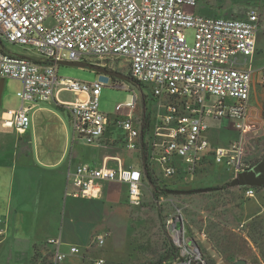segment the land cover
Segmentation results:
<instances>
[{"label":"built area","instance_id":"obj_1","mask_svg":"<svg viewBox=\"0 0 264 264\" xmlns=\"http://www.w3.org/2000/svg\"><path fill=\"white\" fill-rule=\"evenodd\" d=\"M197 5V0H0V40L38 54L16 55L0 44V78L22 84L17 93L21 106L2 113V126L24 133L34 106L54 101L69 112L75 140L140 154L141 167L125 166L110 154L109 159L120 161L119 167L81 163L70 168L69 195L74 197L100 199L104 184L118 183L127 187L130 205L138 207L148 172L159 182L176 179L188 185L213 165L235 178L252 166L251 96L257 79L264 86V66L254 67L264 12L251 6L241 19L206 17L195 13ZM188 30L195 32L193 44ZM119 60L125 61L139 91L117 106L115 115L101 112L99 97L105 87H122L116 84L119 79L111 77L116 80L112 84L101 73L94 82L58 76L62 62L110 70L106 64ZM143 88L153 96L142 93L146 103L140 122L135 112ZM62 92L75 100L61 99ZM154 100L157 105L149 108ZM223 120L231 122L238 136L218 146L211 128ZM255 190L246 187V196L255 197ZM181 222L173 237L180 252L174 264H208ZM105 242L104 235L96 236L82 251L52 238L49 248L36 252L32 264H62ZM90 262L106 264L103 258Z\"/></svg>","mask_w":264,"mask_h":264},{"label":"crops","instance_id":"obj_2","mask_svg":"<svg viewBox=\"0 0 264 264\" xmlns=\"http://www.w3.org/2000/svg\"><path fill=\"white\" fill-rule=\"evenodd\" d=\"M257 59L254 67L259 69L264 64L258 66ZM229 131L226 142L238 136L234 128ZM110 154L125 166L142 165L138 152L107 150L75 140L69 112L54 101L34 106L24 133L1 123L0 229L4 235L0 236V264H32L36 252L45 251L52 238L84 251L99 235L106 237L103 247L69 257L62 264H91V258L122 262L133 237L135 208L129 203L127 187L104 184L100 199L69 195V169L81 163L119 167L120 161L109 159Z\"/></svg>","mask_w":264,"mask_h":264},{"label":"rangeland","instance_id":"obj_3","mask_svg":"<svg viewBox=\"0 0 264 264\" xmlns=\"http://www.w3.org/2000/svg\"><path fill=\"white\" fill-rule=\"evenodd\" d=\"M197 2L195 13L206 17L241 19L246 16L251 6H257L264 12V0H197ZM51 24V21L47 23ZM186 35L189 43L193 44L195 32L188 30ZM261 39L257 55L258 66L264 64L263 35ZM1 42L8 52L38 58V54L31 49L10 44L2 38ZM106 66L110 70L117 69L122 74L129 75L124 60L109 62ZM58 76L94 82L100 73L88 67L61 64ZM105 78L110 79L112 84L116 81L109 76ZM1 81L0 78V86ZM116 84H121L122 87H105L99 97L100 110L104 114L115 115L116 107L125 104L136 90L139 91V87L131 80H117ZM21 87L19 81L4 80L0 97V117L4 111L20 108L21 102L17 93ZM140 93L152 99L153 95L149 88H143ZM144 95L141 96L135 112V118L140 122L146 103ZM60 98L65 101L75 100L73 94L66 92H62ZM156 105V100L151 101L149 108ZM251 119L255 130L249 139L248 150L249 161L253 166L264 157V87L259 80H256L251 96ZM212 127L217 129L216 131L212 129L211 134L214 136L213 142L218 146L229 144L233 140L226 142L225 134L230 132L229 128L233 129L230 121H216ZM231 180L228 173L217 170L213 165H207L198 172L191 184L184 185L175 179L168 182L158 181V185L160 189L192 190L216 188L230 183ZM255 191L256 195L253 198L246 196L245 188L232 187L193 195L159 193V197H156L152 185L145 182L141 205L132 210L133 237L130 246L126 248L124 260L120 263L106 264H147L165 255L168 250L165 229L166 226L168 228L169 222L177 217L182 218L187 228L191 230L198 250L208 264H232L241 258L246 259L248 264H264V187L256 188Z\"/></svg>","mask_w":264,"mask_h":264},{"label":"water","instance_id":"obj_4","mask_svg":"<svg viewBox=\"0 0 264 264\" xmlns=\"http://www.w3.org/2000/svg\"><path fill=\"white\" fill-rule=\"evenodd\" d=\"M0 40V44H1ZM63 65L69 66H79V67H88L98 71L101 74L119 79V80H129L130 78L122 74L120 72L114 70H107L102 66L97 64H90V63H82V62H62ZM4 87V79L1 81L0 86V97L2 95V90ZM230 187L232 188H246V187H255V188H262L264 187V157L255 165L248 168L245 171H242L237 174L235 178L230 181ZM216 188H199V189H192V190H173L169 189L168 193L172 195H193V194H202L215 191ZM174 224H170L168 226L169 233L172 237L176 236L177 231L181 230L182 222L181 218L177 217L173 219ZM232 264H248L246 259H238L234 261Z\"/></svg>","mask_w":264,"mask_h":264},{"label":"trees","instance_id":"obj_5","mask_svg":"<svg viewBox=\"0 0 264 264\" xmlns=\"http://www.w3.org/2000/svg\"><path fill=\"white\" fill-rule=\"evenodd\" d=\"M130 80V79H129ZM264 87V86H263ZM148 181L154 188V196L159 197V193H168V189H160L161 187L158 185V180L154 179L151 174L148 172ZM230 187V183H225L223 186L216 187L215 190H224L225 188ZM165 236H166V241H167V248L168 250L166 251L165 255L159 256L158 259L156 260H151L147 264H173L175 263L178 258H179V247L175 244V241L171 236L169 235V230L166 226L165 229Z\"/></svg>","mask_w":264,"mask_h":264}]
</instances>
